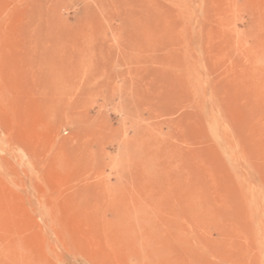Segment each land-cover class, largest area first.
<instances>
[{
  "label": "rangeland",
  "instance_id": "rangeland-1",
  "mask_svg": "<svg viewBox=\"0 0 264 264\" xmlns=\"http://www.w3.org/2000/svg\"><path fill=\"white\" fill-rule=\"evenodd\" d=\"M0 264H264V0H0Z\"/></svg>",
  "mask_w": 264,
  "mask_h": 264
}]
</instances>
